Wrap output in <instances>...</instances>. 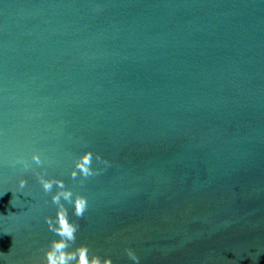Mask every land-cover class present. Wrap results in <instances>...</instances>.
Instances as JSON below:
<instances>
[{"label":"water","instance_id":"obj_1","mask_svg":"<svg viewBox=\"0 0 264 264\" xmlns=\"http://www.w3.org/2000/svg\"><path fill=\"white\" fill-rule=\"evenodd\" d=\"M81 256L264 264V0H0V264Z\"/></svg>","mask_w":264,"mask_h":264},{"label":"clouds","instance_id":"obj_2","mask_svg":"<svg viewBox=\"0 0 264 264\" xmlns=\"http://www.w3.org/2000/svg\"><path fill=\"white\" fill-rule=\"evenodd\" d=\"M32 160L35 161L37 164L40 163L38 157L35 154L32 155ZM16 162L17 161H14L13 164H15ZM19 162H22L23 163V170L24 171H28V164H27V162L24 161L23 158H20ZM41 183H42L43 190L45 192H48L50 190V188H51L50 182L41 181ZM25 184H26V180L23 177H21L19 179V181H18L19 187L20 188H23L25 186ZM56 199H57V197L54 196L53 197V202H56ZM54 247H56L58 249V245H54ZM132 259L135 260L136 258L135 257H132ZM48 264H56V261L50 259L49 262H48ZM60 264H63V261L62 260L60 261ZM78 264H86V260H85V258L83 256H81Z\"/></svg>","mask_w":264,"mask_h":264}]
</instances>
